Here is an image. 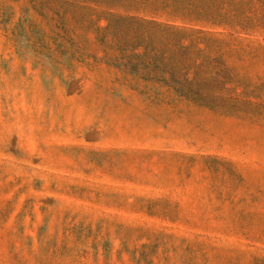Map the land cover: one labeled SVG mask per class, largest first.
<instances>
[{"label": "rangeland", "instance_id": "obj_1", "mask_svg": "<svg viewBox=\"0 0 264 264\" xmlns=\"http://www.w3.org/2000/svg\"><path fill=\"white\" fill-rule=\"evenodd\" d=\"M0 264H264V0H0Z\"/></svg>", "mask_w": 264, "mask_h": 264}, {"label": "trees", "instance_id": "obj_2", "mask_svg": "<svg viewBox=\"0 0 264 264\" xmlns=\"http://www.w3.org/2000/svg\"><path fill=\"white\" fill-rule=\"evenodd\" d=\"M170 30V29H169ZM194 95H196V96H198V94H196V93H193ZM186 96V95H185ZM186 97H188V95L186 96Z\"/></svg>", "mask_w": 264, "mask_h": 264}]
</instances>
